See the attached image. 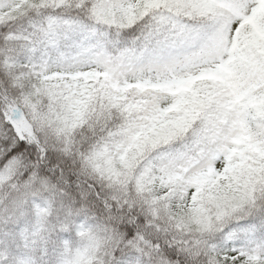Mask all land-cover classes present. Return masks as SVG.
<instances>
[{
  "label": "snow or ice",
  "instance_id": "snow-or-ice-1",
  "mask_svg": "<svg viewBox=\"0 0 264 264\" xmlns=\"http://www.w3.org/2000/svg\"><path fill=\"white\" fill-rule=\"evenodd\" d=\"M0 264H264V0H0Z\"/></svg>",
  "mask_w": 264,
  "mask_h": 264
}]
</instances>
